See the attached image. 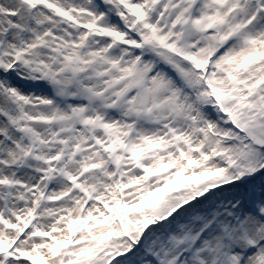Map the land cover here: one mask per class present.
<instances>
[{
  "label": "snow or ice",
  "instance_id": "obj_1",
  "mask_svg": "<svg viewBox=\"0 0 264 264\" xmlns=\"http://www.w3.org/2000/svg\"><path fill=\"white\" fill-rule=\"evenodd\" d=\"M0 264H264V0H0Z\"/></svg>",
  "mask_w": 264,
  "mask_h": 264
}]
</instances>
